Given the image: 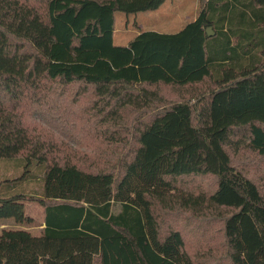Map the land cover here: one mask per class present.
<instances>
[{
	"label": "trees",
	"instance_id": "obj_1",
	"mask_svg": "<svg viewBox=\"0 0 264 264\" xmlns=\"http://www.w3.org/2000/svg\"><path fill=\"white\" fill-rule=\"evenodd\" d=\"M163 1L0 0V157L26 165L0 218L43 207L0 264H264V0L113 42L117 12Z\"/></svg>",
	"mask_w": 264,
	"mask_h": 264
},
{
	"label": "rangeland",
	"instance_id": "obj_2",
	"mask_svg": "<svg viewBox=\"0 0 264 264\" xmlns=\"http://www.w3.org/2000/svg\"><path fill=\"white\" fill-rule=\"evenodd\" d=\"M199 10V0H164L157 8L139 11L137 13L126 14L124 12H118L117 26H121L125 21L128 22V29L132 32H124V34H133V31L137 29L138 23L142 22L144 27H152L154 29L171 31L178 30L183 27L187 22L197 15ZM133 16L137 17V20L133 21ZM123 34L118 32L117 34ZM127 35V36H128ZM115 41H118L115 38ZM22 157H0V180L4 178H13L18 174L24 173L26 165L24 160H20ZM30 170L37 172L34 177L25 175L22 183L17 187L29 192H40V177L41 170L32 165ZM25 174V173H24ZM17 187L12 188L11 191L17 190ZM119 203L114 204L113 210L119 209ZM24 214L31 216L30 221L23 223H17L11 218H0V231L7 227H22L30 230L33 233H38L41 230L43 223V207L33 199H27L24 201Z\"/></svg>",
	"mask_w": 264,
	"mask_h": 264
},
{
	"label": "crops",
	"instance_id": "obj_3",
	"mask_svg": "<svg viewBox=\"0 0 264 264\" xmlns=\"http://www.w3.org/2000/svg\"><path fill=\"white\" fill-rule=\"evenodd\" d=\"M117 16H118V12L115 14V26H114L113 37H112L113 38V42L116 43V44H126V43H128L130 41V39H132L136 34H138L139 32H141L143 30L152 29V30H157V31H160V32H175V31H178L179 30L178 29V30L164 31V30L154 29L152 27H144L145 25H143L142 22H137L138 23L137 24L138 25L137 29H135L133 31V34H129L128 35V34H124V32L125 33L126 32H132L127 27L128 26L127 25L128 22L125 21L121 26H117L116 25ZM195 17H196V15L192 19H194ZM135 20H137V17L136 16H133V21H135ZM118 32H123V34H121V33L117 34ZM115 38H117L118 41H115Z\"/></svg>",
	"mask_w": 264,
	"mask_h": 264
},
{
	"label": "water",
	"instance_id": "obj_4",
	"mask_svg": "<svg viewBox=\"0 0 264 264\" xmlns=\"http://www.w3.org/2000/svg\"><path fill=\"white\" fill-rule=\"evenodd\" d=\"M206 31H207L208 34H212L213 33V30H212V28L210 26L206 28Z\"/></svg>",
	"mask_w": 264,
	"mask_h": 264
}]
</instances>
